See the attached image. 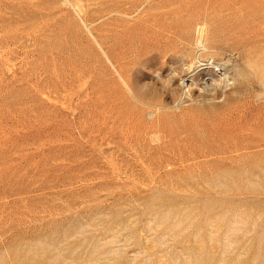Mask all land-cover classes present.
Returning <instances> with one entry per match:
<instances>
[{
    "label": "rangeland",
    "instance_id": "1",
    "mask_svg": "<svg viewBox=\"0 0 264 264\" xmlns=\"http://www.w3.org/2000/svg\"><path fill=\"white\" fill-rule=\"evenodd\" d=\"M0 264H264V0H0Z\"/></svg>",
    "mask_w": 264,
    "mask_h": 264
},
{
    "label": "bare ground",
    "instance_id": "2",
    "mask_svg": "<svg viewBox=\"0 0 264 264\" xmlns=\"http://www.w3.org/2000/svg\"><path fill=\"white\" fill-rule=\"evenodd\" d=\"M206 65H208V64H206ZM200 66H202V65H200ZM212 69H213L214 74L211 73V72H208L207 74H205L207 72L206 68L199 71L200 74H198V76H197L198 77L199 86H201L202 90L203 89L204 90L205 89H209V88L211 90V87H215V86L219 87L220 85H223L225 87V89H226V87L228 86L227 83H228V80H229V76H228V74L226 72L227 71L226 68L225 67H215V68H212ZM203 72H205V73H203ZM191 82L193 84V82H195V80L192 79ZM181 85H183V84H181ZM188 86H187V88H189ZM212 90H213V88H212ZM222 90H223V88H222Z\"/></svg>",
    "mask_w": 264,
    "mask_h": 264
}]
</instances>
